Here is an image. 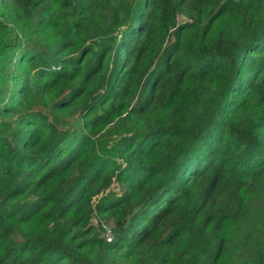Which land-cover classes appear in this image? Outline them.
Segmentation results:
<instances>
[{
    "label": "trees",
    "instance_id": "1",
    "mask_svg": "<svg viewBox=\"0 0 264 264\" xmlns=\"http://www.w3.org/2000/svg\"><path fill=\"white\" fill-rule=\"evenodd\" d=\"M241 253L264 264V0H0V264Z\"/></svg>",
    "mask_w": 264,
    "mask_h": 264
},
{
    "label": "rangeland",
    "instance_id": "2",
    "mask_svg": "<svg viewBox=\"0 0 264 264\" xmlns=\"http://www.w3.org/2000/svg\"><path fill=\"white\" fill-rule=\"evenodd\" d=\"M178 22H188V20L185 18L179 17ZM115 187H116V185L114 184L113 188H115ZM99 224H100V221L95 217L92 220V225L94 227H98ZM103 226L105 228L109 229V227H111V224H103ZM256 263H257V258L255 257V255L250 257V256H247L245 253L244 254L241 253L240 257H233L231 259V261L227 264H256Z\"/></svg>",
    "mask_w": 264,
    "mask_h": 264
},
{
    "label": "built area",
    "instance_id": "3",
    "mask_svg": "<svg viewBox=\"0 0 264 264\" xmlns=\"http://www.w3.org/2000/svg\"><path fill=\"white\" fill-rule=\"evenodd\" d=\"M104 227V226H103ZM105 228V227H104ZM106 230H107V240L108 241H110V240H112V234H111V232H110V229H107V228H105Z\"/></svg>",
    "mask_w": 264,
    "mask_h": 264
}]
</instances>
